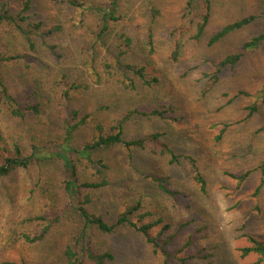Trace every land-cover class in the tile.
<instances>
[{
  "label": "rangeland",
  "instance_id": "1",
  "mask_svg": "<svg viewBox=\"0 0 264 264\" xmlns=\"http://www.w3.org/2000/svg\"><path fill=\"white\" fill-rule=\"evenodd\" d=\"M210 1L211 17L198 40L194 35L202 13L200 0L191 4L190 11L188 0H117L114 4L86 0L81 9L32 0L29 22L40 24V29L24 26V31L35 45L33 52L10 22L0 24V56L18 57L1 66L4 85L20 108L36 104L40 112L15 118L7 105L0 106V164L14 157L15 146L26 157L34 146L47 151L59 145L63 120L71 110L88 116L71 137L70 146L76 150L90 143L98 125L107 132L130 111L157 110L163 115L134 114L123 120L124 137L158 133V142L176 154L191 155L207 182V195L191 183L184 161L169 164L168 156L149 149H133L129 160L128 152L115 146L91 151V158L106 166V186L81 190L90 197L87 211L114 223L138 204L131 220L146 215L144 223L162 221L151 234L161 243L168 242L169 264H252L256 255L241 257V249L249 246L246 236L264 242V182L253 196L264 158V131L255 133L264 124V44L248 52L233 69H223L218 83L205 93L208 79L204 75L213 72L224 57L238 53L243 43L264 33L263 0ZM0 2L10 5L11 15L19 14L16 0ZM112 5L117 21H109L107 32L100 35L102 14ZM250 15L257 16L250 25L208 46L220 28ZM49 30L53 32L47 35ZM124 38L130 40L128 46ZM176 42L183 49L174 62ZM48 46L54 47L55 55ZM119 50L125 52L121 62L144 66L146 80L154 77L157 82L146 86L132 73L119 70L115 64ZM120 81L132 82L133 90ZM72 85L80 88L70 90L66 100L64 94ZM239 92L248 96L233 98ZM252 104L257 112L240 122ZM222 124L233 125L217 141ZM72 160L78 184L100 181L84 160L75 156ZM246 170H253L250 177L240 191L230 193L235 183L226 174ZM150 175L167 178L180 195L166 197L145 177ZM65 178L62 164L47 160L0 179V263L65 264L63 252L69 245L84 259V250L109 252L114 261L108 264H164L163 254H152L139 234L122 226L109 235L101 234L86 226L71 208L62 212L60 223L42 242H23L20 234L36 229L25 219L63 211L68 205L62 188ZM81 195L74 196L75 205ZM165 225L168 229L160 236Z\"/></svg>",
  "mask_w": 264,
  "mask_h": 264
},
{
  "label": "trees",
  "instance_id": "2",
  "mask_svg": "<svg viewBox=\"0 0 264 264\" xmlns=\"http://www.w3.org/2000/svg\"><path fill=\"white\" fill-rule=\"evenodd\" d=\"M20 5V11L17 16L11 15V8L7 2H0V24L10 22L18 32L22 33L27 48L29 51H35V45L31 42L29 38V32L24 31V26L31 27L32 30H39L40 24H32L29 22V11L31 10L32 0H16ZM53 5H66L74 9H81L84 7L86 0H49ZM117 0H112V3H116ZM195 0H188L187 9L190 11L191 4ZM202 13L200 15V20L196 24V34L194 35V40H198L204 33L210 17H211V1L210 0H200ZM110 7L109 11L102 14V25L99 31L100 35H104L108 30V22L109 21H117V18L113 16V12ZM261 16L264 18V0H263V8L261 10ZM257 16H247L242 19L236 20L228 25L220 28L216 33H214L208 40V46H212L218 42H220L223 38L227 37L231 33L238 31L256 20ZM58 30V27L54 28ZM53 30H49L47 35H50ZM126 45L130 44V40L128 38H124ZM43 41V45H44ZM264 44V33L257 35L247 42L243 43L240 51L235 54L228 55L224 57L221 61H218L216 66L214 67L213 72L210 74H205L204 77H207V86L204 93L209 91L215 84L218 83L220 74L223 69H233L240 60L248 54V52L258 49L261 45ZM183 45L180 42H176L174 44L172 50V61L176 62L182 56ZM47 50L51 55L54 54V47H47ZM125 54V52L119 50L116 56V66L119 70L130 72L135 75L144 85L149 86L151 83L157 82L156 78H151L150 81L146 80L147 74L145 73L144 66L139 65H131L125 64L120 61V58ZM18 59V57H3L0 56V106L7 105L8 111L12 117L15 118H26L28 115L36 116L40 112L38 110V105L25 106L24 108H20L18 102L8 93L7 88L4 85V79L1 71V66L10 61H14ZM107 69L110 66H106ZM121 85L126 87L127 89L133 90L134 85L132 82L128 81V84L120 81ZM79 86L72 85L65 92L64 96L66 100H69V91L77 90ZM262 94L264 96V83ZM239 96H248L246 93L239 92L233 96V98ZM249 112L247 116L243 117L241 121H246L254 113L257 112L256 104H252L246 108ZM152 117V116H162V112H158L157 110H150L148 112L133 110L126 114L125 119L131 115ZM88 116H80L77 110H71L68 116L63 120L62 123V135H61V143L56 145L53 149H49L44 151L42 147H33L31 153L22 157L21 150L15 146L14 149V157H6L3 159L0 164V179L9 177L12 173L27 169L32 164H41L46 162L47 160L59 161L62 164L63 170L65 171V179L62 180V188H63V196L67 201V206L63 211H55L51 210L42 215H39L34 218H27L24 221L29 224H33L35 226V231L33 233L23 232L20 234V238L23 242L27 244H36L42 242L46 236L50 233V230L60 223L62 212L66 209L71 208L72 210L78 214L80 218H82L85 222L86 226L94 227L96 231L101 234L109 235L115 231V229L119 226L127 227L129 230L139 234L145 241V243L150 246L152 254H156L160 252L165 257L164 264H169V261L172 259L169 252L166 249L168 242H159L158 237H154L151 234V230L154 227L160 226L162 224L161 220L154 221L153 223H144L143 220L146 215L139 216V219L136 222L131 220V215L138 210L139 205L136 207H129L122 214H120L114 223H108L103 218L99 216H94L90 214L86 206L90 203V197L88 193H81V190H95L99 188H103L106 186L105 177L103 176V170H106V166L102 163L101 160H93L91 158V151L99 150V149H108L115 146H121L128 152V158H131V152L133 149L135 150H145L149 149L152 152L158 151L161 155H166L169 157V164H178L180 161H184L187 167V174L191 183L196 187L198 192L201 195H207L208 185L206 180L204 179L200 169L198 167L197 161L191 155L187 154H176L172 149H170L166 144L158 142L160 135L158 133L150 134L140 138H132L126 139L124 137V126L123 120L117 121L114 126L110 128L109 131H104L101 125H98L96 130V136L92 138L89 144L84 146L81 150L73 149L70 145L72 135L81 127H83L87 122ZM233 124H222L221 130L219 131L216 140H221L223 134L225 133L228 127H231ZM264 131V124L258 128L255 133H260ZM158 148V149H157ZM47 149V148H46ZM73 154L77 160H84L86 165H90L94 170H96L97 175L100 177V181L98 182H83L79 183L76 179L77 174V166L74 164L72 157L70 155ZM260 171V180L258 186L254 190L253 196H256L262 185H263V176H264V158L262 164L259 166ZM253 170H246L238 175L226 174L229 178H231L235 187L230 189V193H236L240 191L244 183L250 177ZM152 183L155 184L157 189L168 198L176 199L180 193L172 190L170 188V183L167 178L159 177V176H145ZM80 199L77 200L76 205L74 204V196L78 197L80 195ZM168 229V226H162L160 229L159 235L161 236L164 231ZM84 232H82V238H84ZM249 246L241 249V257H246L250 254L256 255L257 261L252 264H264V242L252 237L246 236ZM186 246H183V248ZM84 257H80L78 253H76L71 246H66L63 257L65 264H86L89 262L91 264H108L114 261V256L109 252H101L96 253L91 250H84ZM0 264H26L22 262H1Z\"/></svg>",
  "mask_w": 264,
  "mask_h": 264
}]
</instances>
